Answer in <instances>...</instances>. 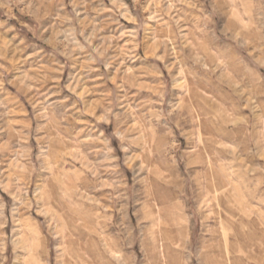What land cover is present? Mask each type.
Listing matches in <instances>:
<instances>
[{"label":"rangeland","instance_id":"rangeland-1","mask_svg":"<svg viewBox=\"0 0 264 264\" xmlns=\"http://www.w3.org/2000/svg\"><path fill=\"white\" fill-rule=\"evenodd\" d=\"M233 261L264 264V0H0V264Z\"/></svg>","mask_w":264,"mask_h":264},{"label":"bare ground","instance_id":"bare-ground-1","mask_svg":"<svg viewBox=\"0 0 264 264\" xmlns=\"http://www.w3.org/2000/svg\"><path fill=\"white\" fill-rule=\"evenodd\" d=\"M223 223H224V221H222V226L224 225ZM223 228H225V227H223ZM223 235H224V238L226 239V243H227V241H228V240H227V239H228V235H227V233H226V231H225L224 229H223ZM226 246H228V245L226 244ZM211 248H212V247L209 248V252H210V253H211V252H214V250H215V249H211ZM226 252H228V251H226ZM220 263H221V262H220ZM230 264H236V262L233 261V262H230Z\"/></svg>","mask_w":264,"mask_h":264}]
</instances>
